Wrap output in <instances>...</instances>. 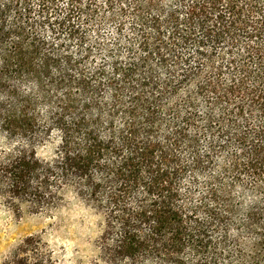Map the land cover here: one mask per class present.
<instances>
[{"label":"trees","instance_id":"trees-1","mask_svg":"<svg viewBox=\"0 0 264 264\" xmlns=\"http://www.w3.org/2000/svg\"><path fill=\"white\" fill-rule=\"evenodd\" d=\"M69 194L110 264H264V0H0V195Z\"/></svg>","mask_w":264,"mask_h":264},{"label":"rangeland","instance_id":"rangeland-1","mask_svg":"<svg viewBox=\"0 0 264 264\" xmlns=\"http://www.w3.org/2000/svg\"><path fill=\"white\" fill-rule=\"evenodd\" d=\"M105 216L73 194L50 213L15 212L0 195V264L32 235L39 236L62 264H110L102 253Z\"/></svg>","mask_w":264,"mask_h":264}]
</instances>
